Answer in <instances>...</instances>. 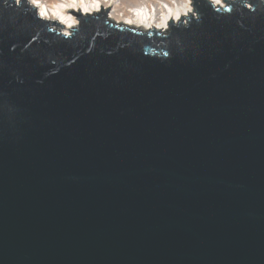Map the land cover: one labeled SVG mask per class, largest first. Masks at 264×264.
Wrapping results in <instances>:
<instances>
[{
    "label": "water",
    "instance_id": "obj_1",
    "mask_svg": "<svg viewBox=\"0 0 264 264\" xmlns=\"http://www.w3.org/2000/svg\"><path fill=\"white\" fill-rule=\"evenodd\" d=\"M227 2L66 37L0 0V264H264V0Z\"/></svg>",
    "mask_w": 264,
    "mask_h": 264
},
{
    "label": "bare ground",
    "instance_id": "obj_2",
    "mask_svg": "<svg viewBox=\"0 0 264 264\" xmlns=\"http://www.w3.org/2000/svg\"><path fill=\"white\" fill-rule=\"evenodd\" d=\"M228 0H222L218 6H226ZM234 1V0H231ZM177 3V5H176ZM49 11L44 19L59 23L57 30L71 33L73 29L79 27V18L67 8H61L59 14L49 4L46 5ZM78 8L81 6H77ZM90 11L87 16L98 13L101 9H106L102 18L118 25H127L146 31L148 28L164 30L165 22L184 20L187 15L193 13L191 5L187 3L179 4V0H101V3L93 6L91 3L84 5ZM39 11V9L37 8ZM79 13V12H78ZM80 14V13H79ZM179 17L180 19H177Z\"/></svg>",
    "mask_w": 264,
    "mask_h": 264
},
{
    "label": "snow or ice",
    "instance_id": "obj_3",
    "mask_svg": "<svg viewBox=\"0 0 264 264\" xmlns=\"http://www.w3.org/2000/svg\"><path fill=\"white\" fill-rule=\"evenodd\" d=\"M5 2H7V0H5ZM157 2H160V0H157ZM172 2H176V0H172ZM182 2H185L187 4H193L194 0H182ZM89 3H91L93 6H95L99 3H101V0H15V5H17V6L29 4V5L33 6L34 8H38L39 11L36 13V15L40 19H42L43 17H45L47 15L49 8L46 7V5H49V4L56 10L57 14H59L61 8H67L69 11L79 12L81 14V17H83V16L89 14L90 10L87 7H83L84 5L89 4ZM211 3L213 5V7H215V5L221 4L222 0H211ZM78 5L81 7L78 8L77 7ZM246 7L255 11L252 4H247ZM192 11L197 12V14L193 17V19L198 21L200 19V16L198 14V9H196L194 7L192 9ZM228 11H231V8H229ZM177 19H180V18L177 17ZM188 23H189V21L187 19H185L184 24H188ZM50 30L55 32V29H50ZM63 35L66 37H69V36H71V33L65 31V32H63ZM33 39H35V37H33ZM162 55L164 57H168L169 52L164 51L162 53Z\"/></svg>",
    "mask_w": 264,
    "mask_h": 264
},
{
    "label": "built area",
    "instance_id": "obj_4",
    "mask_svg": "<svg viewBox=\"0 0 264 264\" xmlns=\"http://www.w3.org/2000/svg\"><path fill=\"white\" fill-rule=\"evenodd\" d=\"M181 3H185V2H182V0H179V4H181ZM176 5H177V3H176ZM188 5H190V4H188ZM191 14L195 15L196 13L193 12V13H191ZM187 16H189V15H187Z\"/></svg>",
    "mask_w": 264,
    "mask_h": 264
}]
</instances>
